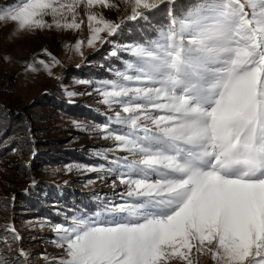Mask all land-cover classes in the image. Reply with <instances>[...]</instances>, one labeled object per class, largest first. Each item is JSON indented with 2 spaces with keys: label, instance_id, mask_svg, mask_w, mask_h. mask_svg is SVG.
Returning a JSON list of instances; mask_svg holds the SVG:
<instances>
[{
  "label": "snow or ice",
  "instance_id": "6c2138e0",
  "mask_svg": "<svg viewBox=\"0 0 264 264\" xmlns=\"http://www.w3.org/2000/svg\"><path fill=\"white\" fill-rule=\"evenodd\" d=\"M125 2L131 4L126 20H142L150 31L121 49L130 58L97 89L109 110H119L93 131L115 148L108 150V166L83 170L114 175L127 191L92 215L49 223L62 255L42 258L48 264H194L195 252L214 264H264V0ZM165 2L167 22L153 27L151 14ZM96 6L117 7L110 0H14L0 6V22L15 23L17 31L81 30L83 10L86 45L94 47L124 23L92 11ZM84 44L77 40L75 50ZM38 63L51 75L59 61ZM27 70L37 68L30 63ZM97 155L108 160L107 153ZM3 229L30 264L14 224ZM0 264L21 260L0 257Z\"/></svg>",
  "mask_w": 264,
  "mask_h": 264
},
{
  "label": "rangeland",
  "instance_id": "374dc122",
  "mask_svg": "<svg viewBox=\"0 0 264 264\" xmlns=\"http://www.w3.org/2000/svg\"><path fill=\"white\" fill-rule=\"evenodd\" d=\"M13 3L14 0H0V6ZM110 3L117 7L102 9L96 6L92 11L124 23L114 36L107 37L108 42H97L94 47L86 45L89 30L83 10L78 17V20L85 21L81 30L17 31L15 23L0 22V101L15 110V119L13 116L8 124L10 133L16 136L20 132L25 136L13 139L9 149L0 156V257L3 259L13 257L11 262L20 259L23 264L22 258L18 257L21 245L3 229L8 224H14L22 236L21 244L30 254V264H48L41 254H46L49 260L62 255V250L52 243L55 233L49 226V223L61 220L40 212L25 214L35 210L31 204L28 206L22 202L25 190L35 191L34 203L43 199L47 204L54 201L51 198L54 189L61 196L64 186L77 191L93 190L100 196L95 197L100 206L107 201L120 202L121 195L127 191L114 175L83 170L102 164L108 166L113 158V153L108 150L115 148V142L102 138V134L93 129L107 123L108 117L119 109L114 106L109 110L97 89L103 81L115 79L116 70H122L115 63L116 57H109L107 53H113L117 48L121 51L132 44L125 38L127 24L131 23V20H126L131 14V4L125 0H110ZM77 40L85 41L79 52L74 48ZM45 49L51 56L44 52ZM53 56L59 64L52 66V74L49 75L38 60L52 63ZM30 63L35 64L37 71L27 70ZM98 69L107 70L106 73L100 72L99 80L95 77ZM68 92L76 95L69 97ZM67 102L82 106L81 113L70 111ZM83 110L103 115L102 122L96 118L89 119ZM35 140L40 143H35ZM75 152L83 153L87 159L77 160L81 159L79 155H70ZM97 153H107L108 160ZM42 154L46 160L36 163ZM115 155L123 157L127 153L116 152ZM91 161L94 164H90ZM100 176L105 178L98 179ZM192 258L194 264H214L209 255L193 252Z\"/></svg>",
  "mask_w": 264,
  "mask_h": 264
},
{
  "label": "trees",
  "instance_id": "16d2710c",
  "mask_svg": "<svg viewBox=\"0 0 264 264\" xmlns=\"http://www.w3.org/2000/svg\"><path fill=\"white\" fill-rule=\"evenodd\" d=\"M187 2H188V0H178V4H186ZM170 7H171V5H169L167 2H165L164 4L159 5V8L151 14V25L153 27H159L160 25L167 22V19H168L167 12H168V9ZM127 26H128V33H127V36L125 38H128V41H126V42H129L132 44L140 42L141 38L144 37L146 34H148L146 32V30L150 31L149 25L146 24L142 20L131 21V23H128ZM119 50L120 49H118V48L115 49V51L118 53V56L123 58L122 60L118 59L117 58L118 56H113L112 53H107V54L109 57H114V58L116 57L115 63L118 64L120 69H123V61L125 59H129L130 57H129L128 53L122 52ZM106 71L107 70H101V71H99V69L96 70L95 74H97V76H95V77L98 78L97 80H99L101 77L100 72L106 73ZM67 104L69 105L70 111H72L76 114H80L82 109H83L82 106H79L76 103L67 102ZM86 110H88V109H86ZM86 110H83V111L85 112L84 114L89 116V119L96 118V119H99L100 122H102L103 115L97 114L93 111H91L89 113ZM0 116L3 117V118L2 117L0 118V156L1 155L3 156L5 154V152L9 149L10 144L13 143V139L16 140L18 138H22L25 136L21 135L20 132H17L16 136L13 135V133H10L11 130L9 129L8 124H9L10 120H13L12 119L13 116L15 119V110L12 109V107H9L8 105H6L5 103H3L1 101H0ZM22 133L27 135L26 131H22ZM10 136H12V137H10ZM34 142L37 144L40 143L38 140H35ZM44 153H47V152H44ZM70 155L71 156L79 155L81 159L77 158V160L83 161L84 159H87L86 156L81 152H80V154H78L76 152L70 153ZM49 156H51V155H49ZM38 158L39 159L37 160L36 163L46 160L45 155L43 156V154L41 157H38ZM61 158H63V156ZM90 164H94L93 161H91ZM61 191L63 193L62 196L59 195V193L55 189L53 191H51V196H52L51 198L54 199V201H52L53 202L52 204H47V203H44L42 201L43 199H41L40 201L38 200V202L34 203L32 197L35 196V191L27 192V190H25L26 194H22L23 195V199H21L22 202H24L28 206L31 204L33 206V208L35 209V210L30 211V212L25 213V214L39 213L40 212L42 215L43 214L51 215L52 218H55V220H61L62 221L64 219L65 215L71 216L73 214L79 215L81 213H87L88 215H92V214H94L100 210L101 206L95 199V197L100 198V196L97 195L96 193H93V190L77 191V190H74L72 188H66L64 186V187H62ZM20 214H22V213H20ZM50 220H51V218L49 219V222H50ZM2 251L5 252V250H3V249H2ZM12 258L11 259H4V260L11 262Z\"/></svg>",
  "mask_w": 264,
  "mask_h": 264
}]
</instances>
